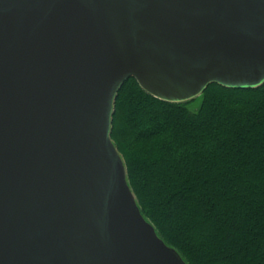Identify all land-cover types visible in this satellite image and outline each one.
<instances>
[{
	"label": "water",
	"instance_id": "95a60500",
	"mask_svg": "<svg viewBox=\"0 0 264 264\" xmlns=\"http://www.w3.org/2000/svg\"><path fill=\"white\" fill-rule=\"evenodd\" d=\"M134 78L185 103L264 85V0H0V264H188L112 140Z\"/></svg>",
	"mask_w": 264,
	"mask_h": 264
},
{
	"label": "trees",
	"instance_id": "16d2710c",
	"mask_svg": "<svg viewBox=\"0 0 264 264\" xmlns=\"http://www.w3.org/2000/svg\"><path fill=\"white\" fill-rule=\"evenodd\" d=\"M187 103L121 88L112 139L144 216L188 264H264V85Z\"/></svg>",
	"mask_w": 264,
	"mask_h": 264
},
{
	"label": "rangeland",
	"instance_id": "374dc122",
	"mask_svg": "<svg viewBox=\"0 0 264 264\" xmlns=\"http://www.w3.org/2000/svg\"><path fill=\"white\" fill-rule=\"evenodd\" d=\"M202 99H203L202 95H200L199 97H197L195 101H193L192 103H190L188 105L189 109L191 111H196L200 107L201 102H202ZM113 120H114V117H113Z\"/></svg>",
	"mask_w": 264,
	"mask_h": 264
}]
</instances>
